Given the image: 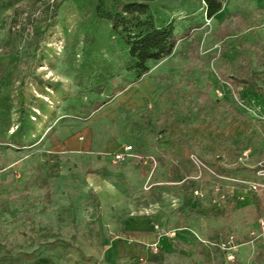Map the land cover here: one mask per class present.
Returning a JSON list of instances; mask_svg holds the SVG:
<instances>
[{"label":"rangeland","instance_id":"rangeland-1","mask_svg":"<svg viewBox=\"0 0 264 264\" xmlns=\"http://www.w3.org/2000/svg\"><path fill=\"white\" fill-rule=\"evenodd\" d=\"M223 2L209 17L202 0L156 1L176 32L193 29L140 78L126 68L110 23L87 19L77 0H20L0 10L12 102L0 116L1 133L8 139L19 123L21 91L37 126L32 145L0 142V264H264L254 261L264 250V187L251 185L264 184V95L236 92L220 78L246 57L264 88V0ZM239 15L248 23L223 38ZM115 141L157 163H112ZM192 154L229 174H201ZM163 186L173 188L172 220L158 230L176 239L164 252L134 232L115 231L109 213L126 201L123 217L137 215L132 207L151 215V206L136 203ZM179 186L191 189L182 205ZM186 224L199 227L193 242L176 235ZM231 237L239 245L235 261L220 247ZM115 240L120 247L109 251Z\"/></svg>","mask_w":264,"mask_h":264},{"label":"trees","instance_id":"trees-1","mask_svg":"<svg viewBox=\"0 0 264 264\" xmlns=\"http://www.w3.org/2000/svg\"><path fill=\"white\" fill-rule=\"evenodd\" d=\"M19 1L0 0V10L12 7ZM156 1L158 0H77L86 10L87 19L92 17L110 23L111 33L121 45L126 68L134 72L136 78L142 77L150 70L149 62L151 60H159L170 55L177 43L190 34L193 29L188 28L186 33L176 32L175 22L155 9ZM202 1L209 17H213L221 11L224 4L223 0ZM237 19L238 21L233 27H225L222 30L223 38L241 31L243 26L248 23L242 15H239ZM53 22L54 17L51 19L50 26ZM232 71V75H228V72H221L220 78L222 81L230 83L236 92L250 90L264 95V88L259 82L260 77L251 67L248 58L243 57L242 60H239ZM8 76L9 63L0 60V116L12 109L7 86ZM21 86H25L24 81ZM39 109H44V106L39 105ZM18 111L19 123L8 139L1 133L3 132L1 129L3 122H0V142L11 143L14 147L32 145L35 141L31 140V137L37 131V126L31 119L33 111L26 105L23 91H21ZM208 166L214 170L212 166ZM260 169H264V165L261 164ZM214 171L219 176L229 174L228 170L224 168ZM254 261L264 262V250L258 251ZM206 264H214V261L209 260Z\"/></svg>","mask_w":264,"mask_h":264},{"label":"crops","instance_id":"crops-1","mask_svg":"<svg viewBox=\"0 0 264 264\" xmlns=\"http://www.w3.org/2000/svg\"><path fill=\"white\" fill-rule=\"evenodd\" d=\"M91 135L89 134L86 135V139L83 142V148L86 149L91 146ZM117 144L120 145L122 144L121 141H115V142H110L108 145L109 149H115L112 153H118L122 152L124 148L127 146H123L122 148L118 149ZM118 149V150H116ZM137 152V150L135 149ZM139 156H141L140 159H129L130 160H139L141 163L148 167L150 169L153 166V161L151 160L152 157L155 158L156 163L157 159L153 155L149 156H143L140 153L137 152ZM124 161V162H127ZM121 162V163H124ZM130 168V167H129ZM126 169L124 170V174L127 176L132 170H134V167L132 166L131 169ZM138 172L140 170H137ZM142 170L140 171V173ZM165 181L163 182H156L155 184L157 185H165ZM182 182H179L181 184ZM161 189V190H160ZM173 188L163 186L162 188L158 189V192H155L156 195L153 196L149 201L141 203V201H137V205L140 206V204H144L146 206H151V207H146V211L150 210L152 212L151 215H145L142 214L141 207H132L134 210H137L135 213L137 215H128L123 217L122 213H125L124 207H126L127 202L125 203L123 201L122 203L116 202V206H114V210H110L109 213L115 215L116 219H113L115 223L112 224V227L115 228V231L120 230L121 232H124V234H128L130 231L134 232L136 236L140 238H144L145 241H148L150 244H157L159 246L160 251H169V250H174L176 248V239L175 238H169L164 235H161L158 229L166 230V227L168 226V223L170 222L171 217H170V212H169V206L166 204H169L171 200L173 199ZM179 191L177 195H179V204H185L190 198L191 194L189 195V191L187 187L185 186H179L175 187ZM225 193V192H224ZM226 194V193H225ZM166 198V199H165ZM148 204V205H147ZM129 206H133L132 202L128 203ZM136 206V205H135ZM160 207V209H158ZM136 208V209H135ZM149 208V209H148ZM133 210V209H130ZM129 209L126 211H130ZM108 213V214H109ZM185 217V216H184ZM190 223V220L186 217L185 219L182 217V215L179 216V222L183 223ZM196 221V220H195ZM193 222V221H192ZM195 223V222H194ZM190 225V224H189ZM180 225L177 228V234L180 239H186L189 242H193L196 240V231H199V227H195V225ZM168 236V235H167ZM264 241V239H263ZM120 240H115L113 243L109 245V251L116 252L117 249L120 247Z\"/></svg>","mask_w":264,"mask_h":264},{"label":"built area","instance_id":"built-area-1","mask_svg":"<svg viewBox=\"0 0 264 264\" xmlns=\"http://www.w3.org/2000/svg\"><path fill=\"white\" fill-rule=\"evenodd\" d=\"M141 156L137 154V152L134 150L132 145L126 146L122 152L114 153L112 154L111 162L114 164L127 161L129 159H140ZM154 164H156V160L154 157L151 158ZM191 160L195 164V166L200 170L201 174L203 171L209 172L214 176L221 177L215 173V171L209 167L203 160H201L198 156L192 154ZM259 174H264V169H260ZM251 185L253 188L259 189L261 187H264V184L260 182L253 181L251 182ZM197 194H199V191H196ZM201 195H204L201 193ZM221 196L223 198L226 197L225 193H222ZM259 236L264 239V216L260 219L259 223ZM221 249L224 250L227 254V258L229 261H235L237 258V252L239 245L235 243L234 238L231 237L227 242L222 243L220 245Z\"/></svg>","mask_w":264,"mask_h":264}]
</instances>
